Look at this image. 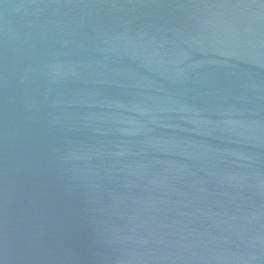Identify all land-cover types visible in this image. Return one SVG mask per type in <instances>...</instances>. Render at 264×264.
I'll use <instances>...</instances> for the list:
<instances>
[{
  "label": "water",
  "instance_id": "obj_1",
  "mask_svg": "<svg viewBox=\"0 0 264 264\" xmlns=\"http://www.w3.org/2000/svg\"><path fill=\"white\" fill-rule=\"evenodd\" d=\"M0 264H264V0H0Z\"/></svg>",
  "mask_w": 264,
  "mask_h": 264
}]
</instances>
